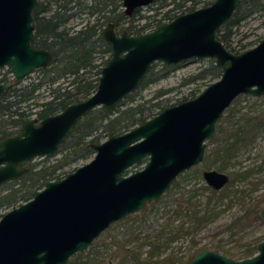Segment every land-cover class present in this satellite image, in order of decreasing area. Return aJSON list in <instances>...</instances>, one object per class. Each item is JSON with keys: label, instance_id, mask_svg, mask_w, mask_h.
<instances>
[{"label": "water", "instance_id": "1", "mask_svg": "<svg viewBox=\"0 0 264 264\" xmlns=\"http://www.w3.org/2000/svg\"><path fill=\"white\" fill-rule=\"evenodd\" d=\"M152 0H122L131 11ZM240 0H211L161 21L151 30L116 34L113 22L102 29L110 55L100 68L95 90L61 110L21 121L18 131L0 138V184L28 170L27 161L55 154L89 110L111 108L145 78L154 62L173 64L213 58L220 76L196 95L163 107L143 122L93 143V155L63 176L50 179L33 196L0 216V264H65L102 231L127 214L158 199L179 173L201 162L216 122L239 94L264 93V36L232 52L216 31ZM36 0H0V67L13 79L45 66L51 52L32 43ZM12 80L0 81V95ZM146 160L141 168H130ZM218 190L229 175L216 168L202 171ZM264 217V205L260 208ZM257 251L236 259L202 248L187 264H264V238Z\"/></svg>", "mask_w": 264, "mask_h": 264}, {"label": "trees", "instance_id": "2", "mask_svg": "<svg viewBox=\"0 0 264 264\" xmlns=\"http://www.w3.org/2000/svg\"><path fill=\"white\" fill-rule=\"evenodd\" d=\"M197 1L199 0H154V3H156L155 8L173 4L161 14V16L172 18L177 11L182 10L181 7L191 2L196 4ZM210 1L203 0V4H208ZM263 11L264 0H240L231 17L217 29V38L232 52H240L248 48L254 42L252 43V40L234 41L235 28L250 15L263 13ZM32 13L34 25L32 43L35 46L49 49L51 59L47 65L34 70L38 72L35 78L26 82H22L21 79L17 80L2 92L0 96V137L16 133L19 123L32 112L39 117L54 113L70 102L81 100L92 93L96 88L100 68L110 55V45L103 39L100 33L101 28L108 21L122 23L121 19L124 16L121 0H36ZM137 13L139 14V12L135 14ZM138 16L141 18L143 15ZM146 24L148 22L145 20L134 23V17L131 16L127 28L132 33H140ZM207 60L208 62L200 66L196 72L181 76V85L191 82L194 84L187 91L177 94L180 91L173 90L172 86L160 87L151 96L145 97L140 92L145 85L167 76L180 64L179 62L173 64L154 62L142 82L115 106L111 108L97 106L87 111L60 144L55 155L29 160L26 172L0 184V209L10 208L31 198L47 180L63 176L74 168V164L91 157L94 153L93 143L143 122L169 104L196 95L204 86L220 76V67L215 60L213 58ZM26 77L28 75L24 78ZM237 98L238 96L232 103ZM232 103L225 109L226 114L223 113L217 122L235 114ZM239 117H241L240 120H230L228 125L223 126L224 135L217 146L212 149L205 148L202 159L205 168L210 165L212 155L221 160L227 159L234 153L236 146L250 142L264 127V114ZM221 166L217 165V168ZM237 175L235 174L227 184L231 183ZM227 184L218 190L207 183L203 186L211 193L218 191L219 197L223 198L229 193ZM180 185L181 182L176 177L168 189L178 188ZM181 192L186 195L183 190ZM196 192L197 190L194 189L191 196H177V204L172 208L175 218L186 216L201 220L203 215L197 214L200 211L198 206L201 202L199 198L191 200ZM166 193L167 191L158 199L148 202L139 211L143 212L148 205L159 203ZM209 199L210 196L206 201ZM263 205L264 193L249 202L243 215H252L263 221L264 217L259 214ZM1 214L0 212V216ZM167 217L157 228L153 237L149 234L142 236L138 233L139 231H136L133 238L138 243L134 245H128L121 238L109 233L108 236H113V244L117 245L116 251H122L120 258L112 263L160 264L167 259L170 264L174 260H178L179 264H187L188 260L202 248L214 249L236 259L251 256L257 251L256 246L260 239L241 243L243 248L238 252L217 241L211 246L203 245L195 248L184 258L183 256L177 258L171 252L162 257L160 254L168 244L183 234L180 231L187 233L181 226L171 225L170 220L173 217L170 214ZM144 246H146L145 254L142 253ZM81 252H77L75 256H82ZM113 259H116L115 256ZM65 264H76V261L69 259Z\"/></svg>", "mask_w": 264, "mask_h": 264}, {"label": "rangeland", "instance_id": "3", "mask_svg": "<svg viewBox=\"0 0 264 264\" xmlns=\"http://www.w3.org/2000/svg\"><path fill=\"white\" fill-rule=\"evenodd\" d=\"M197 2H203V0ZM140 11L144 14L150 12L147 8H141ZM263 36L264 11L263 13L252 14L241 22L235 28L233 39L234 41L240 40L242 42L252 40V43L256 44L257 39ZM207 59L198 58L186 61L167 76L145 85L140 92L145 97H148L157 88L172 86L175 87V90L179 89L180 93L177 94H181V92L188 90L187 85L176 88L180 84L181 76L197 71L200 66L208 62ZM37 74V71H32L28 74V77L23 78L21 81L26 82L33 79ZM1 75H8L7 79L12 78L5 66L0 68ZM189 86H193V84ZM232 106L235 108V114L224 117L219 121L220 123H216L212 137L207 140V148L212 149L218 145L219 140L224 135V127L228 125V121L240 120L241 117L239 116L242 115L260 116L264 114V94L258 96L240 94L232 103ZM214 135L215 138H213ZM89 158L79 161L77 164H74V167L87 161ZM144 162L145 160L142 159L140 163L131 167L130 171L141 168ZM197 165L198 167H190L180 173L177 176L181 182L180 187H172L166 190V195L159 203L150 204L143 212L138 210L130 213V216L127 214L128 216L126 215L113 222L94 238L93 242L89 245L92 246L89 250L87 249L89 246L81 250L82 256H75L76 252L69 259L74 260V262L76 261V264H113L112 261L119 259L122 251H116L117 245L113 244V236H108L109 233L121 238L128 245H134L138 243L133 238V234H136V231H139L138 233L142 236L149 234L153 237L154 233L157 232V228L168 218L169 214L173 217L170 220L171 225L181 226L187 233L180 231L183 234H180L178 238L168 244L166 249L160 254L162 257L171 252L177 258L182 256L184 258L188 252L195 248L203 245H206V247L211 246L212 243L214 244L217 241L221 242L225 247L238 252L243 248L241 243L256 241L258 239L262 240L264 220L261 221L252 215H243V213L253 198L264 193V127L250 142L245 145L236 146L234 153L227 157V159L221 160L219 157L215 158L212 155L210 165L207 168L204 167L202 161ZM217 165L222 166L221 168H217ZM208 168H216L228 173L229 181L232 177L234 178L235 174H238L231 183L229 182L226 185L229 191L227 196L220 198L218 191L211 193L208 188L203 186L206 182L202 176V170ZM245 170L247 172H244ZM187 189L190 190L188 191ZM194 189L197 190V195L195 194L196 196L191 197V200L199 198L201 203H199L198 207H200V211L197 214L203 215V217L201 220L186 216L175 218L172 208L177 204V196H191ZM182 190L186 195L182 194ZM209 196V201H206ZM5 210L0 209V212L3 213ZM108 228L110 229L107 232ZM145 249L146 246L142 249L143 254H145ZM114 256L116 259H113ZM160 264L170 263L169 260L165 259ZM171 264H179V262L178 260H174Z\"/></svg>", "mask_w": 264, "mask_h": 264}, {"label": "flooded vegetation", "instance_id": "4", "mask_svg": "<svg viewBox=\"0 0 264 264\" xmlns=\"http://www.w3.org/2000/svg\"><path fill=\"white\" fill-rule=\"evenodd\" d=\"M203 4V2H197L196 4H192V2L189 4V5H186L185 7L183 6V8L181 7V9L183 10H179V11H177V13H176V15L177 14H179V13H182V12H185V11H187V10H190V9H193V8H196V7H198V6H200V5H202ZM173 4H169V5H166V6H163V7H159V8H155V6H156V3H154V0H152L150 3H148V4H145V5H140V6H137V7H135L132 11H131V13L129 14V13H126L125 11H124V5H123V3H122V0H121V8H122V10H123V13H124V16L122 17V19H121V21H122V23H115V22H113V21H108V22H113V29H114V31H115V33L116 34H120V32L121 31H123V30H127L129 33H132V32H130L129 30H128V28H127V26L129 25V21H130V17L131 16H133L134 17V23L135 22H143L144 20L146 21V22H148V24H146L145 25V27L143 28V30L141 31V32H145V31H148V30H151L152 28H154L155 26H156V24L157 23H159V22H161V21H167V20H169V19H171L170 17H164V16H161V14H162V12H164L168 7H170V6H172ZM141 8H147V9H149L150 10V12H148V13H142L141 11H140V9ZM186 9V10H185ZM156 11H157V13H156ZM33 12V11H32ZM136 12H139V14H142L143 16L140 18L138 15V13L137 14H135ZM133 14H135V15H133ZM175 16V15H174ZM173 16V17H174ZM107 22V23H108ZM106 23V24H107ZM105 24V25H106ZM104 25V26H105ZM103 26V27H104ZM102 27V28H103ZM101 28V29H102ZM101 33V32H100ZM260 40V39H259ZM258 42V41H257ZM251 47V46H250ZM186 61H181V62H179L180 64L178 65V66H180V65H182L183 63H185ZM177 66V67H178ZM4 67V66H3ZM5 67H7V66H5ZM176 67V68H177ZM1 68V67H0ZM175 68V69H176ZM174 69V70H175ZM35 70V69H34ZM33 70V71H34ZM174 70H172V72L174 71ZM7 71L10 73V75H11V79H7V77H8V75L6 76V75H1L0 76V81H5L6 79L7 80H12V84L10 85V86H12L13 85V83L15 82V81H17V80H14L13 79V74L11 73V71H10V69L7 67ZM32 72V71H31ZM196 72V71H195ZM191 73H194V72H191ZM190 74V73H189ZM9 75V76H10ZM27 76V75H26ZM24 78V77H23ZM21 80H22V78H20ZM20 79H18V80H20ZM190 84H193L192 82L191 83H187V84H184V85H181V84H179V86H177L176 88H179L180 86H185V85H187V87H188V89H189V85ZM194 85V84H193ZM9 86V87H10ZM8 87V88H9ZM181 89V88H180ZM6 90V89H5ZM173 90H175V87H174V89ZM177 90H179V89H177ZM198 93V92H197ZM2 94V93H1ZM264 94V93H263ZM240 95V94H239ZM238 95V96H239ZM1 96V95H0ZM236 98V97H235ZM179 102V101H178ZM177 103V102H176ZM174 104V103H173ZM169 105H171V104H169ZM168 106V105H167ZM225 111V110H224ZM224 113V112H223ZM222 113V114H223ZM47 115V114H46ZM31 116H35V117H38V118H40L39 116H37V114L36 113H34V112H32L28 117H31ZM44 116V115H43ZM153 116V115H152ZM27 117V118H28ZM42 117V116H41ZM24 120V119H23ZM21 123V122H20ZM20 123H19V125H20ZM19 125H18V127H19ZM18 131V130H17ZM14 134V133H13ZM5 137V136H4ZM1 138V137H0ZM56 154V153H55ZM55 154H53V155H55ZM53 155H51V156H53ZM42 157H44V156H41V157H36V158H42ZM204 157V156H203ZM35 159V158H34ZM142 159H144V160H146V157H144V158H142ZM32 160V159H31ZM202 161V160H201ZM28 162V161H27ZM198 164V163H197ZM197 164H195V165H197ZM28 165V164H27ZM137 165V164H136ZM194 166V165H193ZM193 166H191V167H193ZM187 170V169H186ZM204 170V169H203ZM202 170V171H203ZM185 171V170H184ZM182 173V172H181ZM180 174V173H179ZM179 174H178V176H179ZM228 174V173H227ZM229 175V174H228ZM229 181V180H228ZM227 184V183H226ZM210 186V185H209ZM162 195V194H161ZM260 214V213H259ZM262 217V216H261Z\"/></svg>", "mask_w": 264, "mask_h": 264}]
</instances>
